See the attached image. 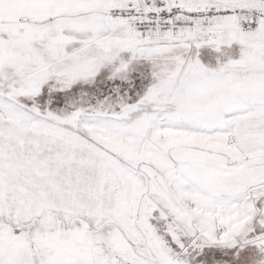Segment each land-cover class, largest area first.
Wrapping results in <instances>:
<instances>
[{
	"label": "snow or ice",
	"instance_id": "6c2138e0",
	"mask_svg": "<svg viewBox=\"0 0 264 264\" xmlns=\"http://www.w3.org/2000/svg\"><path fill=\"white\" fill-rule=\"evenodd\" d=\"M0 264H264V0H0Z\"/></svg>",
	"mask_w": 264,
	"mask_h": 264
},
{
	"label": "rangeland",
	"instance_id": "374dc122",
	"mask_svg": "<svg viewBox=\"0 0 264 264\" xmlns=\"http://www.w3.org/2000/svg\"><path fill=\"white\" fill-rule=\"evenodd\" d=\"M234 54L238 55V49L234 50ZM215 53L210 52L208 49H204L202 50V56L201 59L205 64H210L211 67H215L216 66V62H215Z\"/></svg>",
	"mask_w": 264,
	"mask_h": 264
}]
</instances>
